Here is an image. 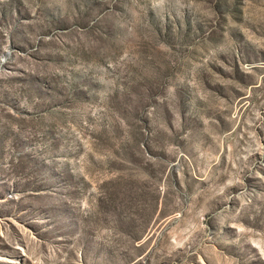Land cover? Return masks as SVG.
Returning a JSON list of instances; mask_svg holds the SVG:
<instances>
[{"label":"rangeland","instance_id":"374dc122","mask_svg":"<svg viewBox=\"0 0 264 264\" xmlns=\"http://www.w3.org/2000/svg\"><path fill=\"white\" fill-rule=\"evenodd\" d=\"M0 264H264V0H0Z\"/></svg>","mask_w":264,"mask_h":264}]
</instances>
